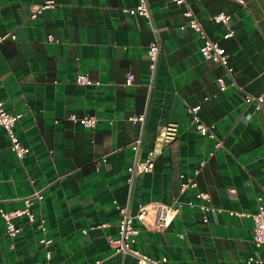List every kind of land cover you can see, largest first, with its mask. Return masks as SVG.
<instances>
[{
  "label": "crops",
  "instance_id": "0c3cea01",
  "mask_svg": "<svg viewBox=\"0 0 264 264\" xmlns=\"http://www.w3.org/2000/svg\"><path fill=\"white\" fill-rule=\"evenodd\" d=\"M43 1L0 0V34H15L0 40V100L22 113L15 129L29 148L16 156L0 125V210L23 207L24 197L40 189L44 197L31 208L46 222L43 234L18 217L20 229L10 236L0 216V264L42 262V236L52 239L50 264H139L131 254L115 253L108 237L118 235L116 205L134 213L152 201H177L180 209L165 229L134 222V247L148 256H165L166 264H264V247L251 240V218L228 212L255 209L258 195L264 204V105L246 103L233 86L220 90L223 67L203 59L196 32L181 27L189 8L226 49L236 83L259 94L264 0H147L155 30L123 10L136 0H53L30 17L32 5ZM220 11L230 15L228 25L211 19ZM228 29L233 33L225 37ZM155 38L160 51L151 73L147 47ZM77 73L99 84H78ZM195 104L223 141L212 154L213 140L190 121L187 107ZM70 114L95 115L97 122L86 127ZM132 114L144 120H128ZM170 121L178 123L176 139L155 157L152 171L129 181L127 166L146 155L158 128ZM138 138L136 152L130 145ZM188 179L196 187L182 188ZM200 204L218 210L203 221ZM251 256L262 261L247 262Z\"/></svg>",
  "mask_w": 264,
  "mask_h": 264
},
{
  "label": "built area",
  "instance_id": "2783aa9c",
  "mask_svg": "<svg viewBox=\"0 0 264 264\" xmlns=\"http://www.w3.org/2000/svg\"><path fill=\"white\" fill-rule=\"evenodd\" d=\"M177 4H181L184 0H172ZM238 2L244 4L243 0H237ZM53 0H45L42 3L34 4L31 7L30 17L34 18L38 16L39 13L44 8L53 6ZM124 11L132 15L143 16L146 22L155 30L153 26V20L150 13V8L147 0H136L134 6L123 8ZM184 16L187 17L185 23L181 27L188 26L193 29L197 37L201 40L198 47V51L203 59L212 60L220 64L224 69V74L219 75L216 80L219 85L220 90L226 89L228 86H233L235 89L241 91L244 94V101L246 103L255 102L256 107H261L264 105V92L259 94H252L247 92L242 85L236 83L232 78L233 67L228 62V53L224 47H222L217 41L211 39L201 21H199L193 12L186 8L183 11ZM211 19L217 22L228 25L230 21V15L223 11L217 12L211 16ZM233 31L228 29L224 34L225 37L231 35ZM15 37L12 32H5L0 34V40L6 37ZM160 51V43L155 38L152 40L147 47V56L149 59V69L153 73L157 55ZM225 76L229 77V81L226 80ZM133 80V74L127 72L125 75V83L127 85L131 84ZM75 81L78 84L92 85L99 84V81H94L89 78L86 73H77L75 76ZM199 104L190 105L187 107L188 112L191 114V123H193L196 131L203 137H208L213 140L212 149L208 151V154L213 153L214 148L221 147L223 145L222 139L216 137L212 124L204 123L198 116L197 111ZM21 112H11L9 111L3 101L0 100V125L4 128L7 137L10 141V148L18 157H22L28 152L29 148L25 145L19 135L16 132L15 125L21 118ZM69 118L73 121L79 122L81 125L86 127L94 126L97 122L95 115H84L82 117H77L75 114H70ZM128 120L132 122L143 121L144 114H132L129 115ZM178 135V123L174 121L167 122L161 125L155 135L154 145L149 148L146 155L143 158L135 157L134 161L127 166V171L129 172L128 180L131 181L133 175L141 174L145 172L152 171L154 168L155 157L173 140L176 139ZM134 151H139L140 149V139H136L131 145ZM262 159L264 161V153L262 154ZM204 163V160L200 161V165ZM100 160L95 161V166L98 168ZM195 174L198 169L194 170ZM187 186L196 187V182L194 180L188 179L181 183V187L185 188ZM199 196H204L207 199L206 193L198 192ZM44 195L40 189H33V191L24 197V205L20 208H15L12 210H0V216L5 222L6 232L10 236H15L19 231L20 227L15 223V219L21 216L26 217L27 221L30 223H36L37 227L44 234L46 231L45 218L42 215H37L31 208L35 202H39L43 199ZM257 204L255 209L251 211L243 210H229V214L235 217H250L252 220V237L251 240L256 247H264V204L261 202L262 196L258 195L256 197ZM167 204L161 201H152L144 204H140L134 213L130 212L127 205H116L120 217L117 221V237H108L109 243L113 246L115 253H127L131 254L136 258L139 264H166L167 258L162 256L158 259L152 258L147 254L141 252L139 249L134 247L136 242V236L139 229L135 226L134 222L138 221L140 224L147 228L161 230L165 229L172 222L176 214L180 209V204L177 202L175 204ZM191 204V203H190ZM199 208L202 212V220L208 221V215L211 212L218 210L210 204H200ZM52 239L46 236H42L39 239V243L42 245L45 253V258L39 264H50L51 250L49 248ZM247 262H261L262 260L255 257L246 258Z\"/></svg>",
  "mask_w": 264,
  "mask_h": 264
}]
</instances>
